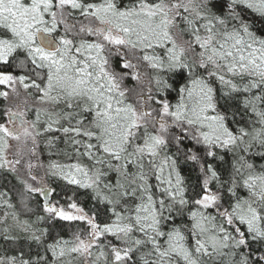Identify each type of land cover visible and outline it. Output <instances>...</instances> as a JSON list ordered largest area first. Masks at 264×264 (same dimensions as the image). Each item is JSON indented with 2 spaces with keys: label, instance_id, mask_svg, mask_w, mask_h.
<instances>
[{
  "label": "snow or ice",
  "instance_id": "snow-or-ice-1",
  "mask_svg": "<svg viewBox=\"0 0 264 264\" xmlns=\"http://www.w3.org/2000/svg\"><path fill=\"white\" fill-rule=\"evenodd\" d=\"M0 99V264H264V0H0Z\"/></svg>",
  "mask_w": 264,
  "mask_h": 264
},
{
  "label": "trees",
  "instance_id": "trees-1",
  "mask_svg": "<svg viewBox=\"0 0 264 264\" xmlns=\"http://www.w3.org/2000/svg\"><path fill=\"white\" fill-rule=\"evenodd\" d=\"M174 97V93L172 94ZM5 105V102L0 99V112H2L3 107ZM0 122H4L3 117L0 116ZM38 156L37 157H31V160L33 163H43L44 165H47L51 160H59L61 162H65L63 157L59 156H50L47 152V150L44 147L43 142H41L39 148L37 149ZM257 163L259 164L260 161L258 160ZM180 169L182 172V175L186 179V184L189 186L190 192L189 195H192L191 189L198 185L202 181V177L199 174V171L197 168H193L190 164H185L183 161L180 163ZM36 171V170H34ZM40 174H43L42 171ZM49 186L52 188H55L57 193H61L60 195L50 197V202L55 204L57 200L60 201L61 204H66V200L63 193H67L68 196H72L74 192H76V202L81 204L86 210L89 209H97L101 208L102 206L95 204L90 196V192H86L85 190H76L75 186H69L66 184V182L59 180L57 177H48ZM15 186V187H13ZM22 190V185H20L15 178L10 177V182L5 180H0V192L8 191L9 196L12 199V203L15 205V209H8V211H17L18 213H21V219H30V220H36V216H44L46 215L43 212V199L41 197H34L29 203L30 206L33 208V213L23 214L22 208L19 202V191ZM199 190V189H197ZM214 190V186H213ZM7 199V197H5ZM5 211V208L3 206H0V216H3V213ZM99 221L101 223L104 222V214L101 213L98 217ZM8 223L11 224V218L9 217ZM38 226L40 228H44L48 230V235L45 236L44 243L45 245L55 243L57 239H71L73 236V233L78 231V226L80 229L84 228V225L80 224L79 222H67V221H60L55 220L53 222H42L39 223ZM3 225H0V228H2ZM37 245L33 244L31 246V252H29V249L26 245H21L22 250L25 253V258H27L28 255H31L33 259H35V252L37 250ZM5 250L7 251L8 255L12 254H19L18 250L15 246L7 245L3 241H0V255L5 254ZM40 251L43 253V249H40ZM47 256L50 257V253H47Z\"/></svg>",
  "mask_w": 264,
  "mask_h": 264
},
{
  "label": "rangeland",
  "instance_id": "rangeland-1",
  "mask_svg": "<svg viewBox=\"0 0 264 264\" xmlns=\"http://www.w3.org/2000/svg\"><path fill=\"white\" fill-rule=\"evenodd\" d=\"M11 143L14 145V148H13V151H14L15 150V142H11ZM8 158L13 159V155L10 153ZM28 159H29V157L25 156L24 160L22 161V164L17 166L18 168H20L22 175H24L26 173V163H27ZM41 198L44 201V198L43 197H41ZM48 199L50 201V197Z\"/></svg>",
  "mask_w": 264,
  "mask_h": 264
}]
</instances>
